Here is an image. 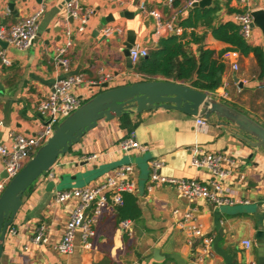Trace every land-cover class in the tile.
Wrapping results in <instances>:
<instances>
[{
	"label": "crops",
	"instance_id": "obj_1",
	"mask_svg": "<svg viewBox=\"0 0 264 264\" xmlns=\"http://www.w3.org/2000/svg\"><path fill=\"white\" fill-rule=\"evenodd\" d=\"M66 1L0 0V27L17 23L41 7L44 9L39 18L38 36L29 49L4 47L11 64L3 66L0 62V145L11 146L14 135L32 134L41 127L43 118L38 103L51 91L55 81L67 75L54 62L56 47L65 41L66 27L72 29L74 40L71 71L86 77L75 92L85 102L104 89L94 82L105 72L113 75L110 87L144 80L135 65L127 66L122 52L128 30L134 29L137 43L149 50L167 35L157 30L153 17L139 12V3L146 2L156 8L165 20L172 19L181 10L175 21L177 26H182L179 20L185 18L190 9L186 8L190 0H181L178 7L171 6L168 0H81L92 14L85 29L79 31V19L65 18ZM212 5L219 7L214 20V25H218L234 21L237 11L231 9H264V0H211L209 6ZM126 10L133 11L134 16L124 15ZM107 26L121 27L123 32L105 36L102 29ZM183 29L180 36L195 53L202 45L218 54L234 52L237 55L239 69L232 68L233 59L225 58L221 86L210 94L264 126V74L255 53H241L231 44L215 38L206 26ZM197 37H201L200 41L195 40ZM247 41L264 49L261 28L253 27ZM129 114L136 124L133 130L121 125V117L110 121L102 119L58 158L51 169L55 178L40 177L24 195L23 205L12 224L16 234L7 233L3 264H259L258 233L264 230V147L242 139L236 134L239 133L236 126L220 124L215 116L206 126H200L198 116L174 109L155 108ZM131 136L140 143L139 148H123L122 142ZM195 149L231 156L234 175L226 186L235 196L250 202L218 207L205 199L190 202L169 185L148 189L151 162L157 159L165 162L161 169L163 175L206 178V170L193 163V157L199 154ZM92 155L97 156L89 159ZM2 164L0 154V180ZM125 164L135 167L132 177L137 189L134 194L142 210V216L133 220L132 235L120 229L117 213L110 207L96 225L94 246L90 250L77 241L74 252L63 255L52 245L34 243L35 227L40 222L48 225L53 240L62 235L74 206L73 201L55 203L57 185L66 175L75 181L80 173L95 172L97 178L88 184L94 185ZM241 175H244L242 180ZM190 207L195 209L206 232L214 235L212 254L202 261L199 260L200 239L189 244L174 213ZM247 239L251 240V247L243 244Z\"/></svg>",
	"mask_w": 264,
	"mask_h": 264
},
{
	"label": "built area",
	"instance_id": "obj_2",
	"mask_svg": "<svg viewBox=\"0 0 264 264\" xmlns=\"http://www.w3.org/2000/svg\"><path fill=\"white\" fill-rule=\"evenodd\" d=\"M168 1L174 7L175 0ZM195 1L198 0H190L186 8L192 7ZM139 9L142 14L155 19L159 32L164 31L166 35L171 33L181 35L184 30L183 26L175 25V21L181 13V10H178L172 19L165 20L156 8H151L146 2L139 3ZM43 11L44 9L41 7L32 15L21 19L17 23L10 26H1L0 40L7 42L8 45H13L21 51L29 49L38 36L39 18ZM91 14L92 10L85 7L81 3V0L66 1L65 18L79 19V31L85 29ZM234 21L239 24L243 37L249 40L253 30L252 10L246 9L241 13L235 14ZM122 32L123 28L121 27L107 26L102 29V33L105 36H112L115 33ZM72 33V29L69 26L66 27L64 29L65 41L55 49L54 62L67 75L55 81L51 91L40 99L38 111L43 116L41 127L32 134L18 133L14 135L11 146L6 144L0 145V154L3 158L2 172L5 171L7 173V177H2L0 180V195L8 181L23 168L26 162L35 154L36 149L54 134L56 126L84 102L83 97L78 96L75 90L77 86L86 81V77L83 73H74L71 71V49L74 45ZM129 51L131 61L135 65L140 59L148 57L150 50L148 47L136 43ZM227 57L233 59L231 63L232 68L238 70L237 55L234 52H228L222 55L224 62ZM0 62L3 66L11 64L10 59L6 57V49L1 45ZM112 79V73L105 72L100 76L98 82L94 83L101 84L103 82H110ZM197 123L200 126H206L208 120L204 117H198ZM122 146L125 149H130L139 148L141 145L131 136L122 142ZM195 150L199 154L193 157V163L206 170V178H179L163 175L161 174V169L165 162L157 159L151 162L148 189L152 190L157 186L169 185L176 189L180 196L188 199L190 202L205 199L218 207L250 202L248 199L243 200L235 196L226 186L227 181L234 175V161L231 156L224 152ZM96 156L92 155L89 159L95 158ZM51 169L45 175L49 178H55V174ZM134 171L135 167L133 164H125L113 169L97 184L70 190H57L55 193V203L74 202V206L70 210L68 219L64 225L62 235L58 240H53L48 225L45 222H40L35 227L34 243L52 245L58 253L63 255L73 253L77 241H80L84 249H92L96 236V225L105 210L121 205L123 203L124 192L134 193L136 191L137 184L132 177ZM243 177L244 175H241L240 180ZM174 213L179 217V227L188 236V243L193 245L196 239H200L201 255H199V260L202 261L205 257L210 256L212 254L214 235L206 232L195 209L190 207L183 212L175 210ZM120 229L128 235H132L133 221L131 219L122 220L120 222ZM8 232L16 234V230L12 228V225L9 227ZM243 244L245 247H251L252 242L247 239L243 240ZM25 249H28V246H25Z\"/></svg>",
	"mask_w": 264,
	"mask_h": 264
},
{
	"label": "water",
	"instance_id": "obj_3",
	"mask_svg": "<svg viewBox=\"0 0 264 264\" xmlns=\"http://www.w3.org/2000/svg\"><path fill=\"white\" fill-rule=\"evenodd\" d=\"M37 1L42 2V0ZM210 4L211 0H198L193 3V7H206ZM9 6L12 7L13 3ZM124 15L134 16V12L126 10ZM252 16V27H260L264 34V9L253 10ZM127 33L122 52L127 66L133 68L129 50L137 43V35L134 29H129ZM0 45L6 47L8 43L0 40ZM101 86L104 88L102 91L83 102L78 109L56 126L54 134L38 148L2 191L0 195V264H3L8 229L23 205L25 192L57 163L61 155L67 153L88 131L97 127L102 119L110 121L127 113H141L155 108L179 110L204 117L209 121H213L215 116L220 124L236 126L239 132L236 134L242 139L254 146L264 147L263 125L227 103L217 100L210 93L188 84L155 79L138 80L115 87H110L109 82H104ZM40 117L43 118V116ZM1 176L7 177V173L3 171ZM258 234L259 264H264V230H260Z\"/></svg>",
	"mask_w": 264,
	"mask_h": 264
},
{
	"label": "trees",
	"instance_id": "obj_4",
	"mask_svg": "<svg viewBox=\"0 0 264 264\" xmlns=\"http://www.w3.org/2000/svg\"><path fill=\"white\" fill-rule=\"evenodd\" d=\"M180 2L181 0H175L174 6H180ZM218 9V5L190 7L187 16L180 19L179 23L185 28L206 26L211 29L215 38L231 44L232 48L241 53L254 52L264 74V49L249 44L241 34L239 24L233 20L214 25ZM231 11L241 13L245 10L231 9ZM200 39L201 37L195 38L197 41ZM222 54V52L218 54L213 49L204 48L202 45L195 53L183 41L182 36L171 33L159 39L157 46L150 49L149 56L135 64V70L143 76L144 80L165 78L210 93L217 90L222 83V75L226 69ZM120 120L121 125L128 127L130 131L136 126L132 123L129 113L121 116ZM114 211L117 213V222L124 219L138 220L142 216L138 198L132 192L123 193V203L114 207Z\"/></svg>",
	"mask_w": 264,
	"mask_h": 264
},
{
	"label": "rangeland",
	"instance_id": "obj_5",
	"mask_svg": "<svg viewBox=\"0 0 264 264\" xmlns=\"http://www.w3.org/2000/svg\"><path fill=\"white\" fill-rule=\"evenodd\" d=\"M37 150L38 149H36V151ZM2 166H3V164H2ZM96 178H97V173H95V172H87L85 174L80 173V174L77 175V179L75 181H72V179L70 178V176L66 175L64 177V179L61 180V182L57 185V190H70V189H74V188H82V187L88 186V184L92 180H94ZM35 183L36 182H34L32 186H34ZM30 189L31 188H29L25 192L24 195H26L30 191ZM17 216H18V214H17ZM13 225H14V222H13Z\"/></svg>",
	"mask_w": 264,
	"mask_h": 264
}]
</instances>
